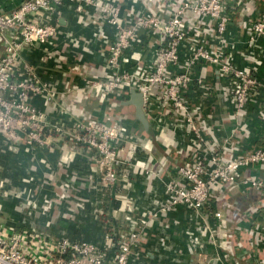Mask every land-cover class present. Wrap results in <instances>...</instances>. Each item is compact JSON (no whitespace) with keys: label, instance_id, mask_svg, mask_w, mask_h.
I'll return each instance as SVG.
<instances>
[{"label":"built area","instance_id":"obj_1","mask_svg":"<svg viewBox=\"0 0 264 264\" xmlns=\"http://www.w3.org/2000/svg\"><path fill=\"white\" fill-rule=\"evenodd\" d=\"M118 1L20 0L8 9L0 6V141L42 147L49 134L58 132L89 154L103 185L125 182L123 192L115 195L123 219L116 229H104V246L0 221V264H128L151 221L159 219L168 227V213L178 208L199 219L196 233L185 232L186 250L197 256L195 264H264V258L248 252L240 235L245 233L251 246L264 247V176L254 174L264 169V134L242 148L250 135L243 125L249 122L251 105L264 122V84L257 77L264 57V1L130 0L129 6ZM64 5L77 17L89 18L97 30L93 36L107 50L103 73L82 76L86 92L113 106L127 100L130 89L138 91L152 126L171 132L178 156L170 157L165 149L155 161L151 155L136 158L149 148L120 117L108 123L84 115L76 105L48 112L31 102L34 96L51 100L55 91L23 52L39 49L43 61L54 56L51 47L60 35ZM232 25L242 36L233 35ZM71 44L78 46V40ZM238 57L243 64L236 63ZM208 70L214 81L206 77ZM220 101L232 108L228 131L218 119ZM52 112L65 114L70 128L52 121ZM134 174L150 190L154 181L161 183V196L155 194L151 208H141L126 191ZM232 189L254 192L256 204L239 209L224 197ZM71 197L70 188L63 187L59 199ZM25 203L37 207L32 199ZM51 203L44 200V205ZM238 209L246 222L235 220L233 227L225 214ZM97 213L106 214L101 208Z\"/></svg>","mask_w":264,"mask_h":264},{"label":"crops","instance_id":"obj_2","mask_svg":"<svg viewBox=\"0 0 264 264\" xmlns=\"http://www.w3.org/2000/svg\"><path fill=\"white\" fill-rule=\"evenodd\" d=\"M19 1L0 0V6L8 9ZM118 3L127 6L131 4L130 0H119ZM126 11V8L123 9V14H126ZM89 14L92 15V11ZM88 20L89 18L77 17L69 5H64L58 18L60 35L55 46L51 47L54 56L43 61L39 49L23 52L24 57L35 66L39 76L55 91L51 100L34 96L31 102L37 108L48 112L55 110V106L76 105L84 115L91 114L107 120L108 123L120 117L126 127L136 132L137 138L149 148V151L137 152L136 158L145 159L147 155H151L155 161L165 149L170 157L178 156L171 143V132L165 128H154L147 113H144L149 124L146 130L136 117L133 105L108 106L90 97L86 92L82 76H97L103 73V63L107 56L105 45L98 37L93 36V32L97 31L95 25ZM103 27L105 33L112 36L111 28L106 25ZM231 27L234 36H242L238 27ZM73 40H78V46L71 44ZM53 58H56L59 64ZM134 62L131 61L130 66H133ZM236 63L243 64V61L238 57ZM124 67L128 68L129 63ZM199 70H195V73ZM206 77L213 81L216 78L211 70H208ZM257 77L264 84V57L263 63L258 67ZM260 96L264 101V89ZM253 108L251 105L248 124L243 125V128L250 131L249 137L242 143L244 150L258 142L259 136L264 134V122L256 116ZM217 109L218 119L228 131L233 124L230 117L232 108L227 104L222 105L220 101ZM48 117L66 128L71 126L65 114L52 112ZM238 134L240 135L239 132ZM12 145L8 141H0V221L15 229L33 227L54 236H66L71 240H90L104 246V229H116L123 219L124 211L118 208L119 202L115 200V195L123 192L125 182L120 180L112 186L103 185L89 154L74 146L69 138L58 132L49 134L47 144L42 147H27L23 142ZM145 163L152 166L149 160ZM254 174L264 176V169L254 171ZM134 175L131 176L130 187L126 191L141 208H151L155 194L161 196V183L154 181L153 189L150 190L140 176ZM65 186L70 188L72 197L62 201L59 196ZM224 197L232 198L239 209L249 208L257 202L254 192H241L237 189L227 192ZM30 199L36 203V208H27L25 201ZM44 200H50L52 203L44 205ZM98 208L106 214L99 215ZM239 209L227 210L225 217L235 223V220L241 219ZM241 220L246 222V218ZM167 221L168 227H162L159 219L151 221L146 238L131 256L128 264H195L197 256L188 255L186 250L185 232L196 233L199 219L191 217L189 210L178 208L168 213ZM233 223L231 225L235 227ZM262 225L264 226V220ZM240 235L242 242L247 244L249 253L264 258L263 245L261 248L253 247L245 233ZM160 238L165 240V244H161ZM110 253L111 251H108V255Z\"/></svg>","mask_w":264,"mask_h":264},{"label":"water","instance_id":"obj_3","mask_svg":"<svg viewBox=\"0 0 264 264\" xmlns=\"http://www.w3.org/2000/svg\"><path fill=\"white\" fill-rule=\"evenodd\" d=\"M120 104L133 105L136 117L143 124L146 130L148 129L149 124L142 109L143 106L142 95L138 91L134 90L133 88L130 89L129 98L125 101H122Z\"/></svg>","mask_w":264,"mask_h":264}]
</instances>
